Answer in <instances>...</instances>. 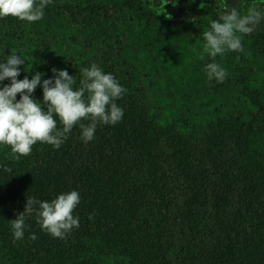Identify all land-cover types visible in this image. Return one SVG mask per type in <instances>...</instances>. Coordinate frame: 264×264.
Listing matches in <instances>:
<instances>
[{
    "label": "trees",
    "instance_id": "obj_1",
    "mask_svg": "<svg viewBox=\"0 0 264 264\" xmlns=\"http://www.w3.org/2000/svg\"><path fill=\"white\" fill-rule=\"evenodd\" d=\"M252 5L264 0H52L39 21L0 18V63L25 59L18 79L67 70L79 88L96 64L127 90L122 120L89 142L77 125L59 149L16 159L0 145V264H264V28L216 57L223 82L203 37ZM73 190L79 228L55 238L33 213L14 238L27 197Z\"/></svg>",
    "mask_w": 264,
    "mask_h": 264
},
{
    "label": "clouds",
    "instance_id": "obj_2",
    "mask_svg": "<svg viewBox=\"0 0 264 264\" xmlns=\"http://www.w3.org/2000/svg\"><path fill=\"white\" fill-rule=\"evenodd\" d=\"M51 3L52 0H0V18L11 16L36 22L43 18L45 8ZM262 20L264 11L252 5L244 15L232 8L222 11L218 20L210 22V30L203 32L204 51L213 61L205 67L210 81L223 82L227 76L226 70L215 62L216 57L227 52H243L242 36L251 34ZM24 64L25 59L16 52L0 63V145L10 146L16 159L30 155L38 142L59 149L74 126L79 125L81 138L89 142L99 124L115 125L122 120L124 112L116 101L127 90L111 73L106 74L96 64L80 69L79 88H74L76 81L67 70L53 69L54 77L50 79L42 80L40 72L31 79L27 76L18 79L20 66ZM5 80L10 83L4 84ZM41 85L42 101L33 98ZM57 117L61 126H58ZM4 170L11 172L8 167ZM79 203L80 195L75 190L60 194L50 202L27 197L25 211L11 221L14 238L23 239L27 227L25 218L33 213L43 230L55 238H65L80 226L79 217L73 215ZM30 239L35 240V234Z\"/></svg>",
    "mask_w": 264,
    "mask_h": 264
},
{
    "label": "rangeland",
    "instance_id": "obj_3",
    "mask_svg": "<svg viewBox=\"0 0 264 264\" xmlns=\"http://www.w3.org/2000/svg\"><path fill=\"white\" fill-rule=\"evenodd\" d=\"M259 7H260V9H261L262 11H264V5L259 6ZM238 11L242 14V12H241L240 10H238ZM258 26H262V27L264 28V20H262L261 23H260Z\"/></svg>",
    "mask_w": 264,
    "mask_h": 264
}]
</instances>
